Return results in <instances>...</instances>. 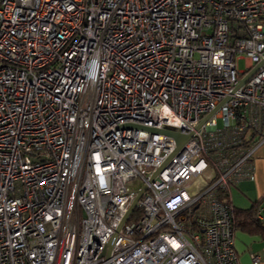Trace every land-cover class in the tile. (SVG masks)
<instances>
[{
    "label": "built area",
    "instance_id": "obj_1",
    "mask_svg": "<svg viewBox=\"0 0 264 264\" xmlns=\"http://www.w3.org/2000/svg\"><path fill=\"white\" fill-rule=\"evenodd\" d=\"M260 140L264 0H0V264H240Z\"/></svg>",
    "mask_w": 264,
    "mask_h": 264
},
{
    "label": "crops",
    "instance_id": "obj_2",
    "mask_svg": "<svg viewBox=\"0 0 264 264\" xmlns=\"http://www.w3.org/2000/svg\"><path fill=\"white\" fill-rule=\"evenodd\" d=\"M253 165L255 173L254 179H244L235 185V189L239 190L244 196V199L241 200L237 195L239 206L233 204L230 188L227 200L235 207L247 208L255 200L264 195V140H260L256 144L253 152ZM260 206H264V203ZM261 221L264 224V218ZM234 248L240 264H264V237L237 229L234 234ZM251 254H256L259 257L257 263L252 262Z\"/></svg>",
    "mask_w": 264,
    "mask_h": 264
},
{
    "label": "water",
    "instance_id": "obj_3",
    "mask_svg": "<svg viewBox=\"0 0 264 264\" xmlns=\"http://www.w3.org/2000/svg\"><path fill=\"white\" fill-rule=\"evenodd\" d=\"M262 62V61H261ZM261 62H259L258 64H256L237 84L236 87H239L243 82H245L249 76L257 69V67L261 64ZM216 110V109H215ZM214 110V111H215ZM207 118L204 117V119L200 122V124L202 122H204V120ZM199 124V125H200ZM199 125H197L196 127H198ZM119 127H135V128H140V129H144V130H148L151 132H159V133H164L166 135H169L171 137H173L174 141H175V147L173 148V150L169 153V155L165 158V160L162 162V164L157 167L154 172L151 174V177L149 178V181H151L153 179V177L158 173V171L163 167V165L167 162V160L177 151V149L186 141V139L189 137V135L191 133L188 134H184L172 129H166V128H155V127H151V126H144L141 124H137V123H131V122H127L124 124L119 125ZM147 185L143 184V186L139 189L136 190V195L132 201V203L130 204L126 214L123 216L122 220L120 221V223L118 224L116 231L118 230L120 224L122 223V221L126 218L127 214L131 211V209L134 207L135 203L137 202V200L141 197L142 193L145 191ZM116 231L108 238L106 244H105V248H106V253L107 255L109 254L113 239L115 237V233Z\"/></svg>",
    "mask_w": 264,
    "mask_h": 264
},
{
    "label": "trees",
    "instance_id": "obj_4",
    "mask_svg": "<svg viewBox=\"0 0 264 264\" xmlns=\"http://www.w3.org/2000/svg\"><path fill=\"white\" fill-rule=\"evenodd\" d=\"M225 200L228 198L225 195ZM264 203V195L255 200L249 207L240 208L234 206V223L235 230L239 229L249 234H258L264 237V224L262 219L256 217V211Z\"/></svg>",
    "mask_w": 264,
    "mask_h": 264
},
{
    "label": "rangeland",
    "instance_id": "obj_5",
    "mask_svg": "<svg viewBox=\"0 0 264 264\" xmlns=\"http://www.w3.org/2000/svg\"><path fill=\"white\" fill-rule=\"evenodd\" d=\"M247 61H246V59L244 58V57H241V58H238L237 60H236V66H237V69H239V70H243L244 68H245V63H246ZM198 183H200L201 184V181L200 180H198ZM139 184V181H136V182H133L132 184L130 183V186L131 187H133V186H137ZM236 190V191H235ZM231 200H233V204H235V205H240L239 204V200H238V198H237V195L239 196V198L241 199V200H243L244 199V196H243V194L239 191V190H237V189H235V186L233 187H231ZM249 204H250V202H249ZM248 204V205H249Z\"/></svg>",
    "mask_w": 264,
    "mask_h": 264
}]
</instances>
